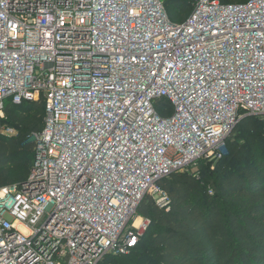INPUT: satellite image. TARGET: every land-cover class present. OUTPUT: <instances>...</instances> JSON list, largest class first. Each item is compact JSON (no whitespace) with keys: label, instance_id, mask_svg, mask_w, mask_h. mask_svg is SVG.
<instances>
[{"label":"built area","instance_id":"obj_1","mask_svg":"<svg viewBox=\"0 0 264 264\" xmlns=\"http://www.w3.org/2000/svg\"><path fill=\"white\" fill-rule=\"evenodd\" d=\"M7 99L45 118L27 179L0 187V264L127 254L143 199L169 210L163 179L264 116V0H197L182 23L164 0H0L1 118Z\"/></svg>","mask_w":264,"mask_h":264},{"label":"trees","instance_id":"obj_2","mask_svg":"<svg viewBox=\"0 0 264 264\" xmlns=\"http://www.w3.org/2000/svg\"><path fill=\"white\" fill-rule=\"evenodd\" d=\"M245 0H223L242 2ZM175 23L194 8L191 0H164ZM172 4L176 15L168 10ZM160 114L170 113L159 100ZM44 101L5 103L0 117V187L24 182L36 155V135L44 128ZM11 127L16 134L3 130ZM264 116L240 120L227 139L219 161H200L194 171H179L160 184L169 210L151 196L137 214L150 220L136 247L124 255H107L101 264H264ZM205 162L214 163L209 169ZM13 171V172H11ZM212 191V193H210Z\"/></svg>","mask_w":264,"mask_h":264},{"label":"rangeland","instance_id":"obj_3","mask_svg":"<svg viewBox=\"0 0 264 264\" xmlns=\"http://www.w3.org/2000/svg\"><path fill=\"white\" fill-rule=\"evenodd\" d=\"M168 10H169V12L172 14V16L176 15V10H175L174 7L172 6V4H168ZM172 21H173V22H176V20L173 19V18H172ZM8 100H9V99H7L6 101H8ZM261 143H262V144L260 145V148H261L262 150H264V142H261ZM205 164H206V166H209V167H207V168H209V169H214V167H215V164H214V163H208V162H205ZM192 170L196 171L197 168H196V167H193L192 169H190V171H192ZM11 172H13V171H11Z\"/></svg>","mask_w":264,"mask_h":264},{"label":"water","instance_id":"obj_4","mask_svg":"<svg viewBox=\"0 0 264 264\" xmlns=\"http://www.w3.org/2000/svg\"><path fill=\"white\" fill-rule=\"evenodd\" d=\"M191 1H197V0H191ZM249 116H252V115H246V116H244L243 118H245V117H249Z\"/></svg>","mask_w":264,"mask_h":264}]
</instances>
